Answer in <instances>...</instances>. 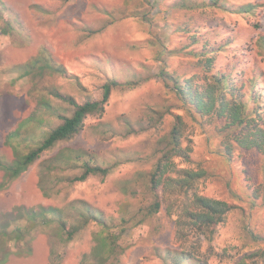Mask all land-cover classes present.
I'll return each instance as SVG.
<instances>
[{
    "label": "rangeland",
    "instance_id": "1",
    "mask_svg": "<svg viewBox=\"0 0 264 264\" xmlns=\"http://www.w3.org/2000/svg\"><path fill=\"white\" fill-rule=\"evenodd\" d=\"M215 1L0 0L3 159H14L6 135L35 111L30 79L19 78L11 68L41 47L46 46L66 66L72 79L58 77L56 82L79 100L101 98L107 76L138 82L130 89L114 88L103 114L88 116L81 131L59 146L84 152L86 158L93 156L96 163L111 167L108 175H90L74 184L58 182L57 173L74 175L81 170L80 165L43 169L44 161L59 147L44 153L13 181H8L0 168V264H84L81 258L93 248L98 227L91 225L75 240L64 243L54 236L53 227L41 219L32 223L26 215L40 206H61L75 198L91 202L117 222L120 218L130 220L120 240L124 251L113 264H161L154 249L175 242L176 215L169 216L164 207L150 217L145 214L154 201L150 173L177 114L183 115L185 122L182 143L192 147V162L177 158V165L205 169L207 177L198 184L199 193L232 205L212 239L201 237L198 244L197 238L191 237L190 249L210 264H264V193L257 196L256 192L264 182L263 154L237 146L230 138L232 157L226 155L224 121L212 116L196 120L187 115L167 86L169 81L160 76L163 68L182 77L204 76L190 51L210 47L214 51L208 56L215 57V71L230 72L236 85L261 74L257 88L262 85L264 58L256 43L264 34V0H227L226 10L216 7ZM246 3L255 5L251 12L236 10ZM35 5L44 6L46 12ZM85 25L99 32L89 33ZM3 29L8 33H2ZM98 65L104 71H99ZM78 80L85 88L74 84ZM153 109L165 111L161 123L127 134L126 119H157L160 114ZM25 144L21 143V149ZM42 173L49 196L39 186Z\"/></svg>",
    "mask_w": 264,
    "mask_h": 264
},
{
    "label": "trees",
    "instance_id": "2",
    "mask_svg": "<svg viewBox=\"0 0 264 264\" xmlns=\"http://www.w3.org/2000/svg\"><path fill=\"white\" fill-rule=\"evenodd\" d=\"M226 1L218 0L214 5L226 10V6H229ZM254 7V4L246 3L236 10L248 13ZM35 8L46 12L42 5H35ZM85 26L89 33L99 32L92 26ZM2 33L7 34V29H3ZM256 45L264 58V34L259 36ZM193 50L190 52L196 58L194 65L204 70V76L194 73L190 77H182L164 68L161 70L160 76L164 81H169L167 86L175 93L180 106L187 115L196 120L199 117L212 116L224 121L222 132L227 136L224 142L226 155L232 157V146L229 142L231 138L237 146L257 149L264 156V81H260L262 85L257 88V78L261 74L255 73V76L236 85L230 72L215 71V57L208 56L214 49L205 47L199 51ZM97 68L104 71L100 65ZM11 70L18 73L19 78L30 79L29 93L35 102V111L21 120L18 127L5 137V143L14 151L12 161L0 157V168L5 171L8 181L17 179L44 153L73 139L83 128L88 116L103 114L114 88L130 89L138 83L132 80L120 82L118 78L107 76L102 85L101 98L86 95L85 99L79 100L75 94L56 82L58 77L67 80L72 78L66 66L46 46L41 47L26 61L15 64ZM70 84H79L81 88H85L79 80ZM153 110L160 114L159 119H126L127 134L139 133L161 123L165 111ZM184 127L183 115L177 114L170 132L163 140L165 145L161 156L150 173L149 184L154 201L147 207L145 216L150 217L163 207L169 216L176 215L173 224L175 242L154 249L161 264H210L207 258L202 257L196 250H191L188 242L191 237H196L198 244L201 237L211 240L217 225L226 221L232 205L225 200L199 193L198 184L207 177L205 169L177 165V158L192 162V147L182 143ZM24 141L26 144L21 149ZM86 156L84 152L74 148L59 147L55 155L44 161L46 165L43 169L57 170L61 165H80V172L74 175L57 173L58 182L69 184L83 182L90 175L106 176L111 172V167L96 163L92 160L93 156ZM44 176L42 173L39 186L49 196ZM261 191L264 193V182L257 188V196ZM26 215L32 223L41 219L43 224L53 227L54 236L64 243L75 240L91 225L98 227L93 234V248L81 258L84 264H113V260L117 263L119 255L124 251L120 240L129 228L130 220L120 218L117 222L115 217L85 199H71L61 206H40L39 209L28 211ZM141 222L142 220L134 225Z\"/></svg>",
    "mask_w": 264,
    "mask_h": 264
}]
</instances>
